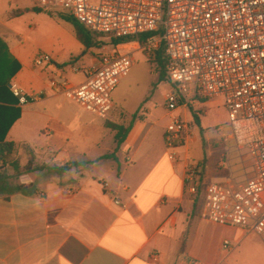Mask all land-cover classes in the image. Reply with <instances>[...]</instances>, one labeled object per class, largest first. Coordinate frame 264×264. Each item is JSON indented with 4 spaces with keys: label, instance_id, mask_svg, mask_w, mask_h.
Masks as SVG:
<instances>
[{
    "label": "crops",
    "instance_id": "0c3cea01",
    "mask_svg": "<svg viewBox=\"0 0 264 264\" xmlns=\"http://www.w3.org/2000/svg\"><path fill=\"white\" fill-rule=\"evenodd\" d=\"M6 2L0 0V6ZM28 9L29 14L35 11ZM31 34L36 35V28L24 29L20 16L0 17V39L20 65L7 83L6 74H0V146L14 145L10 154H2L0 169L13 175L12 165L24 167L29 153L37 165L62 166L72 160L94 163L79 173L71 170L57 176L42 170L9 180L7 191L0 192V264H264V243L259 237L256 243L242 228L201 217L203 199L195 200L189 192L185 166L188 161L197 163L201 180L206 179V159L189 156L192 146H204L202 141L193 135L185 145L168 149L165 128L159 137L148 127L146 117L138 115L131 121L139 107L127 115V123L122 113L114 116V94L120 82L111 94L113 107L106 120L131 126L115 154L117 163L101 159L115 147V133L105 126L106 120L48 86L55 76L74 86L85 82L96 60L78 69L71 54L62 58L52 50L51 62L37 68L35 55L26 50ZM127 45L137 46L135 42ZM11 84L25 94L41 93L40 100L18 105ZM214 100L180 109L174 116L193 122L190 109L202 110ZM201 129L206 131V142L219 138L211 136L208 127L201 125ZM106 138L111 142L104 146ZM223 142L233 144L241 172L237 185H244L253 177L248 151L230 138ZM170 155L178 161L170 160ZM216 180L233 184L224 172Z\"/></svg>",
    "mask_w": 264,
    "mask_h": 264
},
{
    "label": "built area",
    "instance_id": "2783aa9c",
    "mask_svg": "<svg viewBox=\"0 0 264 264\" xmlns=\"http://www.w3.org/2000/svg\"><path fill=\"white\" fill-rule=\"evenodd\" d=\"M47 13L62 10L105 40L151 34L137 46L150 57L164 46L165 75L170 90L164 95L169 122L165 145L175 149L190 142L195 125L174 113L196 104L222 99L228 113L229 138L248 151L253 177L244 185L210 182L202 185L198 164L185 166L187 188L201 189V217L221 226L239 227L264 243V0H28ZM124 44L103 50L74 86L62 76L49 79L52 91L63 94L89 113L106 120L111 94L133 67ZM51 62L38 55L34 66ZM18 105L40 100L9 86ZM169 159L178 161L174 155ZM202 185V187H201ZM118 203V202H116ZM228 242L223 246L227 248Z\"/></svg>",
    "mask_w": 264,
    "mask_h": 264
},
{
    "label": "rangeland",
    "instance_id": "374dc122",
    "mask_svg": "<svg viewBox=\"0 0 264 264\" xmlns=\"http://www.w3.org/2000/svg\"><path fill=\"white\" fill-rule=\"evenodd\" d=\"M92 4H97L98 0H89ZM33 6L28 0H7L0 6V15L4 16L9 14H15L20 16V25L27 29L28 26L36 28V35L31 34L30 46H26L27 53L30 56L44 54L49 56L50 51L59 52V56L63 58L71 54L72 60L77 62L75 67L83 69L84 65L88 63L90 59L96 60V56L103 50L110 51L111 43L109 40L96 39L98 44L97 48H92L83 53L82 45L74 37V29L71 24L61 20L58 16H68V13L62 10H53L50 13L40 11H34L33 14H29V9ZM0 16V17H1ZM40 32V33H38ZM35 37V41H33ZM120 52L129 53L133 59V67L129 74L122 78L120 85L114 94V108L112 114L114 116L122 113V117L125 123L129 122V114L134 112L138 107L139 109L134 113L135 117L138 115L146 117L148 127L152 126V130L160 137L162 129L165 128L169 122V117L166 116L164 108V95L170 90V85L166 80L165 73L162 75L161 80L160 68L154 61L153 57H150L143 52L139 47L135 45H127ZM83 53V54H82ZM69 58V57H68ZM122 98L123 102H120ZM74 107L79 108L76 104ZM149 110L150 114L146 113ZM112 111V110H111ZM198 112L200 126L208 127L209 134L211 136H218L219 138L206 142L204 134L206 131H202V135L196 127L194 136L198 140L202 141L203 147L200 144L192 146L190 152V158L196 159L203 157L206 159V179H202V185L205 182H218L224 183L222 180H216V176L220 172H224L229 175V180L233 184L237 185L241 180L239 170L236 168L237 158L232 147V142L225 143L224 140L229 139V131L226 126L228 125V113L224 106L222 99H215L214 103L210 107H205L202 110H195ZM132 116V115H131ZM108 122V120H106ZM164 129V133H165ZM223 138H221V135ZM164 139V134H163ZM110 138H106L104 146L109 145ZM165 143V142H164ZM244 152L246 149L244 148ZM222 163V166L218 164ZM87 171L93 172L92 167L86 168ZM82 169L77 170V173ZM96 172V171H94ZM201 185V187H202ZM256 243L258 238L254 233L246 232ZM263 259L264 250L261 248Z\"/></svg>",
    "mask_w": 264,
    "mask_h": 264
},
{
    "label": "trees",
    "instance_id": "16d2710c",
    "mask_svg": "<svg viewBox=\"0 0 264 264\" xmlns=\"http://www.w3.org/2000/svg\"><path fill=\"white\" fill-rule=\"evenodd\" d=\"M36 12H40V10L35 9ZM59 19L69 23L72 25L74 29V35L76 40L82 45L83 47V53L86 51L92 49V48H97L98 44L96 42V39H104L102 35L95 34L88 30L86 27L75 21L72 17L70 16H58ZM153 35L151 34H143L139 36L137 39L135 38H121V39H111L110 43L113 46L121 45V44H128V43H133L136 40L140 43L143 44L144 41L152 37ZM82 53V54H83ZM153 59L154 61L158 64L160 68V76L159 79L161 80L162 75L165 73V66H166V57L164 54V46L161 45L158 51L154 52L153 54ZM72 61V60H71ZM20 69V65L15 61V59L10 55L6 45L3 43V41L0 39V74H6V79L4 83H7L8 80L13 77L16 72ZM192 121L195 125V127L198 128L200 135H202V129L200 126V120L198 117V113L190 109ZM135 115L132 114L131 116V121L135 120ZM105 126L109 129H111L115 134H114V142H115V147L113 149V152L111 154L103 156L101 159L106 160L110 159L113 160L117 163V160L115 158V154L118 151L120 145L123 143L125 136L129 132L130 126L124 127L122 125H116L112 124L110 122H105ZM14 148L13 143H4L0 146V158L3 159L2 154L6 152L7 154H10ZM4 161V160H3ZM94 162L90 161H76L72 160L67 163H65L62 166H57V165H37L34 160V156L32 153H29V160L27 164L24 167H19L18 164H13V170L14 173L13 175H8L5 171H2L0 169V192L7 191L8 187V182L11 178L19 176L20 174H25V173H31L34 171H42L46 170L47 172L57 175V176H62L66 174L67 172L71 170H79L83 169L86 166L93 164ZM22 189V187H20ZM195 200H198L201 197V189H198L197 192L194 194Z\"/></svg>",
    "mask_w": 264,
    "mask_h": 264
}]
</instances>
